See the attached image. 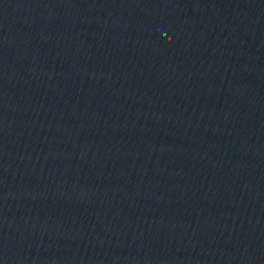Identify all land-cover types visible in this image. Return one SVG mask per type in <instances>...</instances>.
<instances>
[{"label": "water", "instance_id": "obj_1", "mask_svg": "<svg viewBox=\"0 0 264 264\" xmlns=\"http://www.w3.org/2000/svg\"><path fill=\"white\" fill-rule=\"evenodd\" d=\"M262 17L264 18V0H253Z\"/></svg>", "mask_w": 264, "mask_h": 264}]
</instances>
